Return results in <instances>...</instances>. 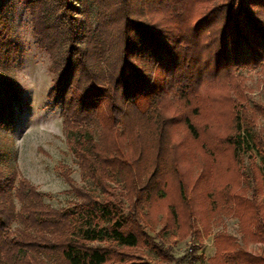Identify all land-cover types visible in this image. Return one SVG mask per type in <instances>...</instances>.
Instances as JSON below:
<instances>
[{"label":"trees","instance_id":"16d2710c","mask_svg":"<svg viewBox=\"0 0 264 264\" xmlns=\"http://www.w3.org/2000/svg\"><path fill=\"white\" fill-rule=\"evenodd\" d=\"M23 1L35 42L50 61L45 107L59 110L82 180L101 198L64 176L76 201L52 209L25 180L14 186V174L0 172V264H43L39 255L60 264H152L131 253L146 246L160 261L176 264L143 225L161 213L179 240L196 232L172 129L179 125L197 141L190 119L197 110L190 105L199 87H223L237 70L264 64V0ZM87 1L97 10L93 27ZM5 8L0 0V126L12 122L20 106L19 90L2 70L17 51ZM218 97L210 101L229 104L227 96ZM171 103L188 113L170 117ZM227 115L229 132L211 152L228 154L243 182L240 154L255 149L264 171V146L248 144L233 104ZM231 183L219 189V198L241 214L244 234L264 247L263 205L241 200ZM13 223L19 227L10 231ZM213 245L208 264H264V254L242 251L223 234Z\"/></svg>","mask_w":264,"mask_h":264},{"label":"rangeland","instance_id":"374dc122","mask_svg":"<svg viewBox=\"0 0 264 264\" xmlns=\"http://www.w3.org/2000/svg\"><path fill=\"white\" fill-rule=\"evenodd\" d=\"M73 6L81 11L76 1H73ZM86 6L93 27L97 10L91 1H87ZM5 16L10 40L16 44L17 51L7 66H2V70L18 88L20 106L19 109L14 108L12 122L0 126L1 174L4 177L14 174V186L19 180H25L42 196V203L52 209L66 208L76 201L64 176L73 187L85 188L100 197L96 186L89 180H82L67 138L62 134L59 110L45 107L46 92L52 78L49 73L50 61L35 42L24 1L6 0ZM220 87L221 84L214 88L199 87L197 98L192 100L190 108L196 107L197 113L190 119L199 132L197 141H193L179 125L172 129L174 141L179 147L180 167L185 176L186 197L194 207L196 232L179 240L171 222L162 219L161 213L156 214L155 222L143 223L147 235L166 250L176 264H208L214 254V238L219 234L228 236L242 251L255 256L264 254L263 245L244 234L241 214L234 210L231 203L219 198V189L230 180L241 200L252 199L264 207V171L256 150L251 148L248 153L240 154L239 169L244 175L243 182L235 174L228 154L211 152L222 134L229 132L227 110L232 104L241 119V132L244 136L245 131L250 135V138L247 137L248 144L252 140L264 146V64L237 70L233 78ZM217 96H227L229 104L222 102L223 99L210 101ZM168 113L176 118L179 114L188 113V109L171 103ZM251 166L258 167L259 172L255 174ZM110 184L117 195L121 188L117 178L114 177ZM170 195L174 197L173 193ZM15 205L18 209L16 202ZM16 227L19 225L13 223L9 230ZM90 245L106 244L94 242ZM131 253L152 264H173L160 261L149 246L133 249ZM39 257L43 264H60L56 257Z\"/></svg>","mask_w":264,"mask_h":264}]
</instances>
